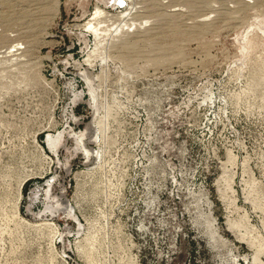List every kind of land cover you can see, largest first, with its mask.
<instances>
[{
  "label": "rangeland",
  "instance_id": "374dc122",
  "mask_svg": "<svg viewBox=\"0 0 264 264\" xmlns=\"http://www.w3.org/2000/svg\"><path fill=\"white\" fill-rule=\"evenodd\" d=\"M0 264H264V0H0Z\"/></svg>",
  "mask_w": 264,
  "mask_h": 264
},
{
  "label": "bare ground",
  "instance_id": "6f19581e",
  "mask_svg": "<svg viewBox=\"0 0 264 264\" xmlns=\"http://www.w3.org/2000/svg\"><path fill=\"white\" fill-rule=\"evenodd\" d=\"M100 12H97V14L96 15H98Z\"/></svg>",
  "mask_w": 264,
  "mask_h": 264
}]
</instances>
